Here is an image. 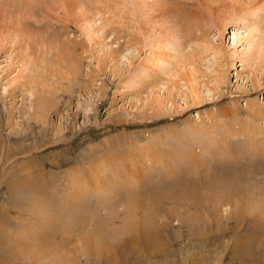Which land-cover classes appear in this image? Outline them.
Wrapping results in <instances>:
<instances>
[{
  "label": "rangeland",
  "instance_id": "rangeland-1",
  "mask_svg": "<svg viewBox=\"0 0 264 264\" xmlns=\"http://www.w3.org/2000/svg\"><path fill=\"white\" fill-rule=\"evenodd\" d=\"M67 1L0 0V264H264V0Z\"/></svg>",
  "mask_w": 264,
  "mask_h": 264
},
{
  "label": "bare ground",
  "instance_id": "bare-ground-1",
  "mask_svg": "<svg viewBox=\"0 0 264 264\" xmlns=\"http://www.w3.org/2000/svg\"><path fill=\"white\" fill-rule=\"evenodd\" d=\"M23 1H32L34 4L35 3H39V2H43V1H45V0H23ZM69 2L71 1V0H68ZM68 1H67V3H68ZM73 2H74V0H73ZM77 2V1H76ZM105 2V1H104ZM264 8V7H263ZM101 8H97L96 9V14L98 13V15H100L99 13H101L100 10ZM255 11V9H252V15H253V12ZM86 14H87V12H83L82 14H81V18L79 19L80 21H82L83 22V26L86 28V26L84 25V22L86 23V18L87 17H83L84 15L86 16ZM80 16V15H79ZM92 18V17H91ZM226 18V17H225ZM224 18V20L225 21H227V19H225ZM78 19V18H77ZM90 20H92V19H90ZM105 20V19H104ZM224 20H222L223 21V24H225L224 22ZM228 20H229V18H228ZM94 21V20H93ZM230 21V20H229ZM233 21V20H232ZM231 21V22H232ZM92 22V21H91ZM228 22V21H227ZM78 23V22H77ZM220 23V25H221V21L219 22ZM229 23V22H228ZM88 24H89V22H88ZM88 24H87V26H88ZM82 26V27H83ZM91 26V25H90ZM90 26H88V28L90 27ZM81 27V28H82ZM219 27V26H218ZM220 28V30L222 31V29H225V28H222V25L219 27ZM246 29L244 30L245 32H246V36H249L250 34H252L253 33V31H254V29H255V27H251V26H247V27H245ZM87 29V28H86ZM88 30V29H87ZM89 33H90V31H89ZM88 33V34H89ZM94 33L95 32H93V34H92V36L94 35ZM92 36H90V38L92 37ZM89 38V37H88ZM93 38V37H92ZM88 40H90V39H88ZM239 41V40H238ZM105 46V45H104ZM30 47V46H29ZM101 51V50H100ZM111 51V50H110ZM109 52V51H108ZM112 52V51H111ZM104 53V52H103ZM102 53V54H103ZM150 53H152V52H150ZM154 54V53H153ZM104 55H105V53H104ZM103 55V56H104ZM111 55V54H110ZM110 55H108V56H110ZM155 55V54H154ZM153 55V56H154ZM190 56H191V54H190ZM188 54H182V52H179L178 53V56L175 58V57H172L169 61H170V70H171V72H170V74H169V77H171V76H173L174 75V72H177L178 73V71L181 69V68H183V66H185V65H187L188 63H189V57H190ZM152 57V56H151ZM154 58V57H153ZM148 59V58H147ZM160 60H161V57L159 58ZM155 60V59H154ZM159 61V60H158ZM192 60H190V62H191ZM193 63V62H192ZM184 64V65H183ZM188 65H190V64H188ZM186 67V66H185ZM193 67V66H192ZM193 69H195V68H193ZM181 70H183V69H181ZM180 70V71H181ZM185 70V69H184ZM183 70V71H184ZM193 71V70H192ZM186 72V71H185ZM182 73V72H181ZM189 74V73H188ZM189 75H192V73L191 74H189ZM184 72H183V75L182 76H180L181 77V80L182 81H184V79H182V77L184 78ZM192 76H195V75H192ZM180 77H179V79H180ZM185 77H187V76H185ZM172 78H174L173 80H175V78H176V76L174 77H172ZM223 78H224V76H223V74L222 75H219V76H216L215 77V79H216V81L215 82H217V83H219L220 81H222L223 80ZM176 79H178V78H176ZM198 79V78H197ZM186 80V79H185ZM179 81V80H178ZM178 81H176V82H178ZM187 81L188 82H186L185 84H187V87H188V89H189V92H190V94H191V101H194L195 99L197 100V98H196V96H198L197 94H198V92H199V90L197 89V85H195V84H197V81H196V77H192V78H190L189 80H188V78H187ZM171 81H169V83H170ZM174 82V81H173ZM190 82V83H189ZM171 84V83H170ZM173 84V83H172ZM171 84V85H172ZM177 84V83H176ZM175 85V84H174ZM173 85V86H174ZM194 85V86H193ZM175 87V86H174ZM201 95V94H200ZM193 102H191V104H192ZM123 177V176H122ZM122 177H117V179L118 180H116V181H119L120 183H121V181H124V179L122 178ZM126 178V177H125ZM127 180H131V181H129V185L130 186H133L134 185V183H136L135 181H136V179H132V178H130V177H128L127 176V178H126ZM115 183H112V185H114ZM128 188V187H127ZM113 190V194H115V190L116 189H114V188H112ZM125 189H126V187H125ZM117 191H118V189H117ZM120 191H123V190H120ZM120 193V192H119ZM113 197V196H112ZM114 198V197H113ZM126 201H127V198H126ZM130 205V204H129ZM130 207V206H129ZM131 209V208H130ZM36 234H37V237H36ZM33 237H35L38 241L40 240L38 237H39V234L36 232L35 233V235H33ZM91 238V237H90ZM102 236H101V234H98L97 236H95V238L94 239H90L89 241H91L90 243H89V241H88V244H91V246L92 245H95V247H97L98 245H99V243L101 244V245H103V242L101 241L102 239ZM84 242H86L85 240H84ZM40 242L38 243V246H40ZM86 244V243H85ZM42 248V246H40L39 248H37L38 250L39 249H41Z\"/></svg>",
  "mask_w": 264,
  "mask_h": 264
}]
</instances>
